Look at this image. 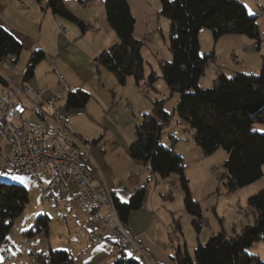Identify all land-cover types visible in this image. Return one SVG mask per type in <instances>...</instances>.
Masks as SVG:
<instances>
[{
	"label": "trees",
	"instance_id": "obj_1",
	"mask_svg": "<svg viewBox=\"0 0 264 264\" xmlns=\"http://www.w3.org/2000/svg\"><path fill=\"white\" fill-rule=\"evenodd\" d=\"M44 1L53 16L75 24L82 34L88 30L86 23L68 10L64 0H36L38 4ZM77 2L81 6L90 0ZM159 14L170 21L168 49L172 59L161 66V79L170 94L179 95L173 114L188 124L192 139L203 155H211L220 149L226 153L222 168L227 191L256 182L263 176L264 168V63L256 76L237 72L229 77L220 72L211 88L198 87L208 59H213L212 55L199 57V31L206 28L215 39L222 35L244 36L254 40L259 47L260 34L255 17L249 16L238 0H161ZM104 16L118 44L101 52L94 62L113 74L118 86L123 87L129 78L138 86L144 79L143 42L133 36L135 20L128 0H104ZM21 51V44L0 26V61L10 58L15 65ZM44 58L41 50L30 53L22 77L24 81L33 77L35 66ZM147 80L153 85L155 76L150 74ZM64 99L67 109L79 110L86 106L89 95L76 90L66 94ZM162 105V100L152 102L151 113L144 114L141 123L135 126V140L127 148V154L162 179L178 177L185 211L193 218L192 226L199 233V224L203 220L201 209L192 200L183 159L172 149L159 145L161 128L170 119ZM255 124H261L263 132L253 130ZM96 142L93 140L91 144ZM144 194V188H139L127 203L114 198L123 224L131 211L141 207ZM27 204L28 192L23 186L0 182V246ZM247 207L255 214L252 224L244 225L238 232L233 231L232 235L223 231L212 234L204 245H197L193 258L185 250L177 249L178 264H262L258 256L248 253L247 249L255 242H264V187L247 199ZM172 224L173 230L181 233L179 221L173 220ZM31 230L27 232L28 236L32 235ZM120 252V257L111 264H139L122 249ZM39 261L40 264H73L65 250L49 249Z\"/></svg>",
	"mask_w": 264,
	"mask_h": 264
},
{
	"label": "rangeland",
	"instance_id": "obj_2",
	"mask_svg": "<svg viewBox=\"0 0 264 264\" xmlns=\"http://www.w3.org/2000/svg\"><path fill=\"white\" fill-rule=\"evenodd\" d=\"M18 1L25 5L34 2V0ZM238 1L245 7L249 16L255 17L260 34L258 52H254L253 55L246 53V59L243 61L245 66L247 67V65H250L254 72L250 73L247 70L244 71L241 67V59L237 63L234 62V52H245L241 48V43L236 40L239 39L237 38L239 36L222 35L215 39L210 30L202 28L198 33L199 57L205 58L212 55L215 60L208 59L204 73L198 81V87L201 89L211 88L217 74L220 72H223L229 77L241 71L256 76L260 70V67H256V64L259 62H262V64L264 63V14L260 13L261 10L264 11V0ZM64 3L68 10L75 14L78 19L82 20V18H85L88 20L85 12L87 10H83L77 0H64ZM90 3L93 12L95 11L97 14L103 12L104 0H90ZM129 4L135 20L133 36L135 39L143 42L141 56L143 59L144 79L136 86L134 80L129 78L126 84L120 87L117 85L113 74L105 70L104 74V72H102L103 68H100L101 66L97 65L94 59H91L90 63L94 66V72L96 70L95 68H98V72L101 75L100 79L105 86V88L101 87L103 93H100L104 101V107L99 105L94 96H91L86 104L84 112H69L74 113L70 117V128L73 132L77 133V135H80L81 138L89 140V142H91L90 140L102 137L106 154L110 157L114 142L113 134L119 135L123 142L130 145L135 139V126L141 123L142 115L140 114L151 113L153 108L152 102L155 101L154 98L163 101V109L169 114L170 119L161 128L159 145L167 144L168 147L166 149H171L173 141L169 138V135L172 134L178 139V141L174 143V150L176 152L180 151L182 154L185 167L184 175L187 176L186 179L188 180L189 191L190 194H192V200L200 205L202 213L205 215L207 229L200 237L199 233H197L192 226L193 218L185 211L183 198H180L178 190L171 188V183L169 181L158 179L157 186L152 184L151 187H148L146 190V194L148 195H146V197L149 198L151 205L147 204V206H145L147 210L151 211V221L148 231L150 234H158L159 241L163 243L165 237H167V226L172 224V220L179 221L181 233L168 227L170 229V231H168L169 238L170 240L172 239L173 244H176V239L178 238L181 251H183L184 245H186V251H188L189 256L193 258L197 245H204L211 236V234H209L210 230H219L218 224L220 222L227 233L231 232L234 225L235 231L238 232L242 227L241 225H246L247 221L250 220L249 224L253 223L255 214L253 210L248 209L247 199L264 187V168L263 176L259 180L246 187L229 192L224 185L226 178L224 169L222 168L225 152L220 149L206 157L203 154H198L197 156L195 151H198V153L202 152L195 145L192 139L193 134L189 132L190 128L188 124L180 121L176 114H173V108L175 106L172 107V105L174 101L178 99L179 95L177 93L170 94L166 84L161 79V66L163 63L170 62L172 59L168 49L170 21L159 14L161 0H129ZM28 13L29 14L17 12L16 7L12 3L7 11L3 13V20L7 22L9 27L16 30V32L25 34L30 38L31 42H33L32 44H34L33 46H43L47 50H51L54 47V36L57 32H60L62 37H67L68 39L67 45H69L66 47L67 52H69L71 57L77 62H81V60H84L81 56L82 51L89 54L90 49L93 46H97L100 42L99 39L95 37L94 39L92 38V36L96 34L90 32L89 28L86 30L85 34L91 35L89 38L93 43L89 42L88 39H82L80 29L67 20L61 19L60 22L57 23L46 20V22L41 25L36 17H31L30 12ZM96 16L93 17L92 20L96 19L98 22V30H100L99 37L102 41H106L107 51L118 44V39L115 33L109 28L105 18V24L102 26L103 20L100 18L101 16ZM60 26L67 28V30L65 29L66 32L60 30ZM72 29L77 32L76 36L72 35ZM147 33H151V37L148 39L145 38V34ZM27 44L30 46L28 42ZM28 45L22 50L17 60L16 70L19 78L15 84L16 86L20 84V78L23 77L27 61L32 52L27 48ZM259 48H261L260 52ZM34 50L35 49H33V51ZM213 61H216L218 67H214ZM40 63L41 62H39L35 68ZM253 65L254 67H252ZM45 69V66H41L38 69L37 76H33L24 82L33 89L44 87L46 86L45 84L51 83V78L45 77L44 75L46 72ZM52 71L56 84L61 86L59 76L62 77V75L55 66H53ZM150 74L155 76L153 84L155 89L148 83L147 78ZM106 77H108V80ZM110 83H112L114 89L109 87ZM92 86L94 87L95 84ZM142 88H144V91H142ZM115 89L116 91H113ZM115 94L116 100L113 96ZM126 97H130L132 107L126 103ZM88 115L97 122V125L89 122ZM253 130L263 132V126L261 124H255ZM9 152V145L0 137V167L4 166L5 157L8 156ZM200 155L203 159L202 161L200 160ZM202 165H206L205 171L210 170V172H208L210 179L208 182L206 180L205 186L202 185L203 178L201 170L199 171V168L203 167ZM0 182L21 185L28 192V204L22 214L15 219L10 227V229L13 225L22 227L26 223L29 227L33 226L30 231L32 235L26 237L28 242H23L16 228L12 230L13 236L18 238H13V240L16 241V248L19 250L18 261L20 264H40L39 259L43 258L48 253L49 249L57 251L68 250L70 248L81 229V224L79 220L76 219L77 214H79L76 205L70 204L63 207L58 203L50 204L45 202L41 197L38 182L29 177L14 176L7 173L0 174ZM170 195L173 200L162 198L163 196L170 197ZM236 207L246 210L247 213L245 212V214L237 216ZM214 208H216V211L213 210ZM170 214L173 216H170ZM81 215L80 213V216ZM46 231L47 233H45ZM77 240L81 241V239ZM175 246L176 245H174V247ZM174 247L173 249L175 250ZM262 249L264 250V242L259 241L253 243L252 246L247 249V252L251 254H258L260 252V254L264 256V251H262ZM14 254L15 252L11 254V259L7 260H14ZM71 255L74 257L72 259H75L78 264H81L80 261L82 258L88 256L87 252L83 251V249L80 250L79 247L77 252L73 251Z\"/></svg>",
	"mask_w": 264,
	"mask_h": 264
},
{
	"label": "crops",
	"instance_id": "obj_3",
	"mask_svg": "<svg viewBox=\"0 0 264 264\" xmlns=\"http://www.w3.org/2000/svg\"><path fill=\"white\" fill-rule=\"evenodd\" d=\"M16 1L15 0L14 1L13 0H0V26L3 27L4 29H6L8 32H10V34L12 36L15 37V39L21 44L22 50H24L26 45H28L27 44V42H28L30 44V46L28 45L27 48L29 49L30 52L33 51V49H35V50H41L45 54L44 60H42L41 63L35 68V71L33 74V76H37L38 69L41 66H45L46 72L44 75H45V77L51 78V83H47V84H45L46 86L40 87L41 89L44 90V92L40 96V99L42 101H46V100L52 98V96L55 94L61 96L59 104H60V106H62V112L65 113L66 115H68L69 119L74 114V113H69L70 111H73V112H81V111L84 112L85 111L86 106L83 109H79V110L66 108L65 99H64L66 95L63 94V85L62 84H61V86L57 85L56 81H55V77L53 75L52 70H53V66H55L57 68V70L59 71V73L63 77V78L62 77L61 78L64 80V85L66 84L68 86L70 92H74L76 90L84 91L89 95V99L91 96L92 97L94 96L95 99L98 101L99 105L104 107L103 106L104 101L101 97V94L103 93L101 87L105 88V86H104V83L102 82V80L100 79L101 75L98 72V68H95L96 70L94 72V68H93L94 66H92V64L90 63L91 59L92 60L95 59V57H97L101 52L106 51V49H107L106 48L107 44L105 43L106 41H102V39L99 37V31L100 30H98L97 20L96 19L92 20L93 17H95L96 15H98L99 17L101 16L100 18L103 20L102 26H104V24H105L104 23V18H105L104 9H103V12H100L97 14L95 11L93 12V8H92L91 3H90L89 10L85 11L88 20H86L85 18H82V21H84L86 23V25L90 29V32H93L96 34L95 36L93 35L92 38L94 39V37H95V38L99 39L100 42L98 43L97 46H93L90 49L89 54L91 56L87 52L82 51L81 56H82V58H84V60H81V62H77L73 57H71L70 53L67 52L66 47L69 45V44L67 45L68 39H67V37H62L60 32L59 33L55 32L56 35L54 36V42H53L54 47L51 50H47L43 46H40V47H36L37 45L33 46L34 45V44H32L33 42H31V39L28 38L25 34L18 33V32H16V30L9 27L7 22H5L3 20V13L5 11H7L8 7L12 3L16 7L17 12L25 13V14H29L28 12H30L31 17H36L41 25L44 24L46 22V20H48V21L50 20L54 23L60 22V20H61V18L53 16L50 13V11L46 9V7H45L46 1L42 2L41 4H38L36 2V0H34L33 3L27 4V5L21 3L18 0H16ZM128 4H129V0H128ZM129 7H130V4H129ZM130 11H131V7H130ZM60 25H62V24H60ZM60 27H61L60 30H63V31H65V29L67 30V28H64V26H60ZM65 34H67V33H65ZM72 35L73 36L77 35V32L74 31V29H72ZM89 36H91V35L84 33V34H82L81 38L82 39H88L89 42L93 43L92 40L89 38ZM233 36H239V37H237L239 39H236V40H238L241 43V45H242L241 48L245 51L242 53L234 52L235 53L234 62L237 63L241 59L242 60L241 61L242 62L241 63L242 69H244V71L247 70L250 73H253L254 71H252L251 66L247 65V67H248L247 68L243 61H244V59H246V53H250L251 55H253L254 52H256V53L258 52V47H256V42L254 40H250L244 36H240V35H233ZM244 38H246V39H244ZM248 40H250V41H248ZM36 48H38V49H36ZM260 51H261V48H259V52ZM7 59L10 61L12 60L10 58H7ZM212 60H215V58L213 57ZM261 65H262V62H259L258 64H256V67L257 66L261 67ZM0 66H1L0 74L3 75L8 80H13V83L16 84L17 80L19 78V76L17 74V70H16L17 62L15 64V71L14 72H12L8 69H5L2 66L1 61H0ZM216 67H218V65ZM252 67H254V65ZM100 68H103L102 72H104V70L106 72H108L104 67L101 66ZM244 71H241V72H244ZM244 73H247V72H244ZM104 74H105V72H104ZM106 78L108 80V77H106ZM22 84H24L28 87H31V86L27 85L22 78H20V84L19 85H22ZM94 84H95V86L93 87L92 85H94ZM1 86H2V83L0 82V89H1ZM150 86L153 89H155V87L153 85H150ZM109 87H112L111 89H114V86L112 85V83H110ZM113 91H116V89ZM113 96L115 99L116 94ZM154 99L159 100L158 98H154ZM177 100L178 99H176L174 101L172 107L176 105ZM125 101L130 107H132V105H131L132 101L130 100V97H126ZM140 115L143 116L144 114H140ZM88 118H89V122L97 125V122L95 120H93L92 117H90L88 115ZM33 122L37 123V121H35V120ZM69 130L72 133V135L74 137H76L81 143L78 146V150H79L80 154L82 155L80 162H81V165L83 166V168L85 169V171L90 176L94 177L96 180L104 181L106 183L107 187L109 188V190L112 192L114 198H116L120 203H127L129 201L130 197L139 188H144L145 194H144V198L142 200L141 207L137 210L131 211L125 220V226L127 227L129 234L134 238L136 244L138 245V247L142 251V254L135 256L134 259L136 261H138L139 264H178L177 259L175 258V255H176L177 249L179 251H181L180 241L177 238L176 244H173L172 239L170 240L169 234H168V231H170L169 228H172L174 226L172 224L167 226V228H166L167 237H165V241L163 243H161L159 241L158 234H156V233L150 234V232L148 231L149 224L151 221V219H150L151 211L147 210L145 207V206H147V204L150 205L149 198L146 197V195H147L146 190L148 187H151L152 184H155V186H157V184H158L157 180L158 179H161L162 181H169V182L173 181V183L176 185L175 189L178 190L180 198L182 199L183 196H182V193H181L180 188H179L178 177L171 176L168 179H162L158 175L153 174L148 169L144 168L140 163H137L134 160L130 159V157L127 154V148L134 141L129 145L128 143L123 142L122 138L119 135L113 134L114 142H113L111 154L109 157L106 154L105 146H104L105 144L103 143L102 137H100L99 139H93V140H97V142L95 144H91V142H89V140L83 139V138H81L80 135H77V133L73 132L71 130L70 126H69ZM169 138L173 141L171 149L178 156H180L182 158L181 152L180 151L176 152L174 150V148H175L174 143L176 141H178V139L172 134L169 135ZM93 140H90V141H93ZM160 146L163 147L164 149H166L168 147L167 144L160 145ZM195 152H196L197 156H198V154H203V153H198V151H195ZM204 156L206 157V155H204ZM200 157H201V155H200ZM226 157L227 156L225 153V158H223L224 161H225ZM200 160L201 161L203 160L202 157ZM205 169H206V165L199 168V171L201 170V174H202V178H203V180H202L203 186H205L206 180L208 182L210 179V177L208 176V172H210V170L205 171ZM132 175H138L136 183H133L130 181V177ZM185 177H187V176H185ZM44 179L46 180V182L49 181L50 176L48 173H45ZM169 185H170V183H169ZM74 189L75 188L73 185H71L67 191H63V192H58L55 189H52V191L56 195V199H57V201L53 204L58 203L60 206L62 205L63 207H66L67 205L72 204V205H76L78 210H79V214H77L76 219L79 220V223L81 224L80 233L77 234V237L75 238V240H74L73 244L70 246V248L68 250H65V251H67L71 257H72L71 253H73V251L77 252L78 247L80 250L83 249V251L87 252L88 256L82 258V260L80 261L81 264H111L114 260H116L120 257V255H121L120 249L116 245L115 242L108 241V240H104L103 242H101L97 245L87 244L86 236H87L88 232L91 230L103 232V227L101 224L94 221L91 214H89L85 210L81 209L79 205H77L76 203L71 201V197H72V194L74 192ZM162 198L168 199V200L169 199L173 200V198H171V195H170V197L163 196ZM45 202H47V201H45ZM200 209H201V207H200ZM213 210L216 211V208H214ZM80 213L82 214L81 216H80ZM201 215H202V219H203L202 222L204 223L205 226L202 227L200 232H199L200 237L202 236L203 232H205V230L207 229V222L205 221V215H203L202 209H201ZM170 216H173V215L170 214ZM249 221H247L246 225H248L250 223ZM172 222H173V220H172ZM218 226H219V230H217V231L216 230H213V231L210 230L209 234L212 235V234H215L216 232L223 231L227 235H232L233 231H235V225H234V228L229 233L225 232L221 222L218 224ZM241 226L243 227L244 225H241ZM31 227L27 226V223L24 224L22 227H19L18 225H13V227L11 229H9V232L6 236L5 243L8 244V246L10 245L12 247V249L14 250V252L16 253V255H17L16 261L18 264H20L18 261L19 250L16 248V241L13 240V238H15V239H18V238L13 236L12 230L14 228H16V231L19 234V236L22 238L23 242H28V239L26 238L28 235L26 232L29 229H31ZM172 230H173V228H172ZM77 239H81V241H78ZM174 245H176V246L174 247ZM173 247L175 248V250L173 249ZM186 248H187V246L184 245L183 251L184 250L186 251L187 250ZM13 250H12V254L14 253ZM183 251H181V252H183ZM262 251H264V250L262 249ZM186 252L189 255L188 251H186ZM255 255H257L260 262L262 264H264V256H262V254H260V252L258 254H255ZM14 256H15V254H14ZM72 258H74V257H72ZM2 261L3 260L1 259V253H0V264L4 263ZM73 264H78L75 259H73Z\"/></svg>",
	"mask_w": 264,
	"mask_h": 264
},
{
	"label": "built area",
	"instance_id": "obj_4",
	"mask_svg": "<svg viewBox=\"0 0 264 264\" xmlns=\"http://www.w3.org/2000/svg\"><path fill=\"white\" fill-rule=\"evenodd\" d=\"M81 6L89 10L88 2H83ZM150 37L151 33L145 34L146 39ZM1 62L5 69L15 71V65L10 60ZM213 63L216 67V61ZM0 82V137L10 147L0 173L37 181L42 199L49 203L57 200L52 189L63 192L73 185L75 189L71 201L91 214L94 221L103 227V232L89 231L87 243L95 245L104 240L114 241L129 256L142 254L120 221L113 194L106 183L90 176L81 165L82 155L78 150L81 143L69 130L70 119L59 104L61 96L55 94L42 101L40 96L44 90L41 88L33 89L24 84L16 86L13 80L3 75H0ZM59 82L63 85V93L68 94L70 90L60 76ZM45 173L50 176L47 182ZM137 178L138 175H132L130 181L136 183ZM170 183L175 189L173 181ZM235 209L237 216L244 213L240 207ZM199 225L204 227L203 222ZM9 250H12L10 246ZM0 253L4 263L17 264L15 259L7 260V250L0 249Z\"/></svg>",
	"mask_w": 264,
	"mask_h": 264
},
{
	"label": "bare ground",
	"instance_id": "obj_5",
	"mask_svg": "<svg viewBox=\"0 0 264 264\" xmlns=\"http://www.w3.org/2000/svg\"><path fill=\"white\" fill-rule=\"evenodd\" d=\"M261 13H263L264 14V11L263 10H261ZM1 75V74H0ZM4 167V166H3ZM1 168V167H0ZM1 174V173H0ZM4 174H6V173H4ZM137 180V179H136ZM175 187H176V185H174ZM46 201V200H45ZM57 201V200H56ZM48 202V201H47ZM50 204H53V203H50ZM244 213L243 214H245V212H246V210H243V209H241ZM125 225V224H124ZM126 227V226H125ZM128 231V230H127ZM129 233V232H128ZM173 233V232H172ZM174 233H176V232H174ZM172 235V234H171ZM103 242V241H102ZM114 242V241H113ZM95 245H97V244H95ZM10 246V245H9ZM9 246L8 245H1L0 246V249H2V250H7V259H11V254H12V250H9ZM138 246V245H137ZM11 247V246H10ZM12 248V247H11ZM15 256L17 257V255H16V253H15ZM135 257V256H134ZM2 258V257H1ZM3 260V259H2ZM15 261H16V258H15ZM4 262V261H3ZM16 263H17V261H16ZM18 264V263H17Z\"/></svg>",
	"mask_w": 264,
	"mask_h": 264
}]
</instances>
